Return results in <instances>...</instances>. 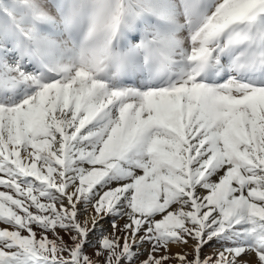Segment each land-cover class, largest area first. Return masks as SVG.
I'll list each match as a JSON object with an SVG mask.
<instances>
[{
    "label": "snow or ice",
    "instance_id": "6c2138e0",
    "mask_svg": "<svg viewBox=\"0 0 264 264\" xmlns=\"http://www.w3.org/2000/svg\"><path fill=\"white\" fill-rule=\"evenodd\" d=\"M0 225V264H264V0H0Z\"/></svg>",
    "mask_w": 264,
    "mask_h": 264
},
{
    "label": "rangeland",
    "instance_id": "374dc122",
    "mask_svg": "<svg viewBox=\"0 0 264 264\" xmlns=\"http://www.w3.org/2000/svg\"><path fill=\"white\" fill-rule=\"evenodd\" d=\"M135 42H136V40L133 39V43H135ZM119 223L122 224L123 221H119ZM100 226L103 227L108 232H111V230H112L111 229V226H110V220L109 219H105V220L101 221V225ZM0 227H7V225H0ZM61 235H63V233H61ZM65 239L67 240L68 237L65 236ZM192 243H193V241H189V245L188 246H185V248L183 250H185V251L189 250V248H190V246H191ZM143 247H144V249H147L149 247V245H144ZM218 247H219V245L217 243L213 242V243L207 245L203 249V254H209V253L213 252V250L216 249V248H218ZM181 250L182 249L179 248V247H173V249H172L173 252H179ZM85 251L88 252V253H91L93 251V249L91 247H87L85 249ZM146 254L147 253L145 252V255ZM141 258H143V257H141Z\"/></svg>",
    "mask_w": 264,
    "mask_h": 264
}]
</instances>
